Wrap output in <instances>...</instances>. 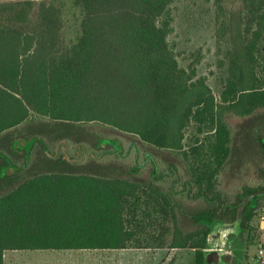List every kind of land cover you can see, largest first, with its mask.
<instances>
[{"label":"trees","instance_id":"trees-1","mask_svg":"<svg viewBox=\"0 0 264 264\" xmlns=\"http://www.w3.org/2000/svg\"><path fill=\"white\" fill-rule=\"evenodd\" d=\"M187 1L0 0V164L14 175L15 140L43 138L36 171L0 192V264L10 250L166 247L204 264L213 225L264 188V0H206L219 101L202 50L181 63ZM263 200L241 228L255 230Z\"/></svg>","mask_w":264,"mask_h":264},{"label":"rangeland","instance_id":"rangeland-1","mask_svg":"<svg viewBox=\"0 0 264 264\" xmlns=\"http://www.w3.org/2000/svg\"><path fill=\"white\" fill-rule=\"evenodd\" d=\"M177 41L182 50L181 63L187 66L191 52L200 48L203 59L198 65L199 74L208 76V81L212 86L215 98L220 100V92L223 88V78L226 75V67L218 66V56L216 54L218 44L214 37L215 18L214 6L212 2L198 0L196 2L187 1L179 10L176 18ZM237 119L229 123L232 131L236 130ZM42 143L43 138L38 139ZM38 141L29 138L16 139L13 149L23 155L25 163L17 166L12 163L10 169H14V175H9L6 168L8 165L0 164V192L5 191L20 179L27 177L36 171L38 148L34 150ZM186 146L190 144L189 139L185 140ZM40 145V144H39ZM42 147V145H40ZM1 155V154H0ZM26 156V159L24 157ZM41 156V155H40ZM8 158V159H7ZM5 160L12 162L6 155ZM106 159L101 158V162ZM59 163H62L61 161ZM102 170L108 171V163H102ZM26 167V168H25ZM62 167L61 165L54 168ZM254 173V171H253ZM247 174L243 185H251L257 181V175ZM18 180V181H17ZM222 190L226 196L231 198V194L237 189L232 184L230 177L222 179ZM258 183V182H256ZM264 203V200H263ZM254 223V245L249 246V252L257 258L258 243L264 240V207L257 210ZM6 264H196V252L193 248H130L112 250H10L5 254ZM261 262V261H260ZM253 264V263H252ZM264 264V263H260Z\"/></svg>","mask_w":264,"mask_h":264},{"label":"water","instance_id":"water-1","mask_svg":"<svg viewBox=\"0 0 264 264\" xmlns=\"http://www.w3.org/2000/svg\"><path fill=\"white\" fill-rule=\"evenodd\" d=\"M264 194V188L253 192L245 197L240 204L238 214L233 221H217L208 233V249L204 255V264H229L224 259V254L231 252L230 235H239L241 232L242 212L246 204L255 196Z\"/></svg>","mask_w":264,"mask_h":264},{"label":"flooded vegetation","instance_id":"flooded-vegetation-1","mask_svg":"<svg viewBox=\"0 0 264 264\" xmlns=\"http://www.w3.org/2000/svg\"><path fill=\"white\" fill-rule=\"evenodd\" d=\"M259 178L257 176L258 182ZM256 182L252 183L251 185L247 184L245 187H249L250 189H255L257 184ZM254 230H248L241 228V232L239 235L231 234V245L232 250L229 253L224 254V259L229 264H260V260L249 252V246L252 244L254 245ZM262 242V241H261ZM258 243V247L261 244Z\"/></svg>","mask_w":264,"mask_h":264},{"label":"built area","instance_id":"built-area-1","mask_svg":"<svg viewBox=\"0 0 264 264\" xmlns=\"http://www.w3.org/2000/svg\"><path fill=\"white\" fill-rule=\"evenodd\" d=\"M257 256H258V259L262 263H264V240H262L261 244L258 247Z\"/></svg>","mask_w":264,"mask_h":264},{"label":"crops","instance_id":"crops-1","mask_svg":"<svg viewBox=\"0 0 264 264\" xmlns=\"http://www.w3.org/2000/svg\"><path fill=\"white\" fill-rule=\"evenodd\" d=\"M126 249H130V248H126ZM112 250V249H111Z\"/></svg>","mask_w":264,"mask_h":264}]
</instances>
